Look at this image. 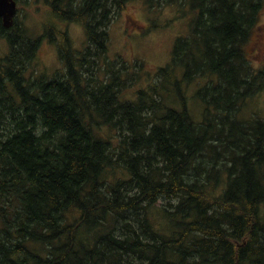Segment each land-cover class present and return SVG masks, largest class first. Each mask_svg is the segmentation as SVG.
Returning <instances> with one entry per match:
<instances>
[{
	"label": "trees",
	"instance_id": "trees-1",
	"mask_svg": "<svg viewBox=\"0 0 264 264\" xmlns=\"http://www.w3.org/2000/svg\"><path fill=\"white\" fill-rule=\"evenodd\" d=\"M15 1L13 26L0 20V264H264V120L238 118L264 88V0H152L192 16L159 69L109 57V27L135 0ZM32 5L85 28L79 51L48 27L63 73L29 72L40 38L19 14ZM143 74L153 84L123 100Z\"/></svg>",
	"mask_w": 264,
	"mask_h": 264
},
{
	"label": "rangeland",
	"instance_id": "rangeland-1",
	"mask_svg": "<svg viewBox=\"0 0 264 264\" xmlns=\"http://www.w3.org/2000/svg\"><path fill=\"white\" fill-rule=\"evenodd\" d=\"M149 3H152V0L131 2L127 10L119 14L111 23L109 27V57L111 60L123 59L128 63L140 60L154 69L167 67L171 64L176 40L190 34L192 16L179 17L177 7L174 5L167 6L160 3L158 6L151 7ZM162 3L164 2L162 1ZM23 8L19 14V22L25 38L32 41L40 38L36 57L29 64L30 70H33L35 76H45V74L52 76L56 72L63 73L64 66L59 57L58 45L53 44L45 36L48 27L55 26L58 31L66 32L72 47L83 51L88 44L84 26L81 23L63 22L43 6L32 5ZM132 24H138L144 28L146 26L151 27L142 32L140 29L131 30ZM257 25L264 29V8L258 17ZM57 37L59 38L60 35ZM260 44L261 52L258 51L257 57L253 58L256 62V70L264 66V34H261ZM25 45L23 43L20 49L23 53L27 52L24 48ZM10 52L9 42L6 39H0V61L6 59ZM134 72L135 68L128 69L124 72V78L129 80ZM100 75H102V71ZM151 84H153L151 77L143 74L139 81L132 83V86L123 93L122 99L137 100L138 92ZM203 84L204 79H197L186 90L188 110L195 123L202 122L204 117L205 106L197 95ZM163 95L167 104L173 105L176 109L181 108V104L175 99L174 94L170 95L169 91H166ZM238 118L242 122H251L256 119L264 120V88L247 101L238 114ZM109 180H113V177L110 176ZM156 225L160 226L158 220ZM3 226L4 221L0 217V230Z\"/></svg>",
	"mask_w": 264,
	"mask_h": 264
},
{
	"label": "water",
	"instance_id": "water-1",
	"mask_svg": "<svg viewBox=\"0 0 264 264\" xmlns=\"http://www.w3.org/2000/svg\"><path fill=\"white\" fill-rule=\"evenodd\" d=\"M18 12V5L15 0H0V19L5 27H12Z\"/></svg>",
	"mask_w": 264,
	"mask_h": 264
},
{
	"label": "flooded vegetation",
	"instance_id": "flooded-vegetation-1",
	"mask_svg": "<svg viewBox=\"0 0 264 264\" xmlns=\"http://www.w3.org/2000/svg\"><path fill=\"white\" fill-rule=\"evenodd\" d=\"M261 30H263V29H261ZM29 72L31 73V72H33V70H29ZM33 76H34V77H39L40 75H39V76H35V75H33Z\"/></svg>",
	"mask_w": 264,
	"mask_h": 264
}]
</instances>
